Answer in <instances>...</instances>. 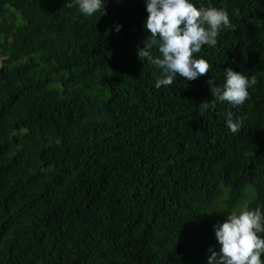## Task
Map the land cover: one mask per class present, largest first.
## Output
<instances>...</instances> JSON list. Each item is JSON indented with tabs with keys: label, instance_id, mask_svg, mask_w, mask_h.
<instances>
[{
	"label": "trees",
	"instance_id": "1",
	"mask_svg": "<svg viewBox=\"0 0 264 264\" xmlns=\"http://www.w3.org/2000/svg\"><path fill=\"white\" fill-rule=\"evenodd\" d=\"M69 2L0 0V264H208L216 225L264 212V0H192L235 29L195 54L211 72L159 89L146 0ZM228 68L250 98L201 114Z\"/></svg>",
	"mask_w": 264,
	"mask_h": 264
},
{
	"label": "clouds",
	"instance_id": "2",
	"mask_svg": "<svg viewBox=\"0 0 264 264\" xmlns=\"http://www.w3.org/2000/svg\"><path fill=\"white\" fill-rule=\"evenodd\" d=\"M67 7L78 6L87 17L105 12V0H71ZM148 13L144 28L148 35L138 46V59H145L162 70V78L157 79L155 87L169 86L179 76L192 81L211 72L212 64L204 58H196L203 46H215L223 28L235 29L230 23L228 12L215 7H197L192 0H146ZM121 26H117L119 31ZM160 53L153 55V50ZM225 81L221 86L209 80L214 99L199 104L201 114L215 101L227 102L233 107L242 106L249 98L248 89L258 83L257 77L249 78L228 68L224 71ZM226 123L232 133L240 131L242 118L233 119V112L227 111ZM215 236L219 251L210 248L208 264H264V212L260 207L250 209L243 205L239 212L227 215L223 223L215 226Z\"/></svg>",
	"mask_w": 264,
	"mask_h": 264
}]
</instances>
